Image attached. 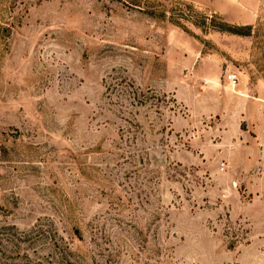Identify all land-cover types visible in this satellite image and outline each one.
Masks as SVG:
<instances>
[{
  "label": "rangeland",
  "instance_id": "1",
  "mask_svg": "<svg viewBox=\"0 0 264 264\" xmlns=\"http://www.w3.org/2000/svg\"><path fill=\"white\" fill-rule=\"evenodd\" d=\"M237 1L255 26L0 0V264H264V0Z\"/></svg>",
  "mask_w": 264,
  "mask_h": 264
},
{
  "label": "crops",
  "instance_id": "2",
  "mask_svg": "<svg viewBox=\"0 0 264 264\" xmlns=\"http://www.w3.org/2000/svg\"><path fill=\"white\" fill-rule=\"evenodd\" d=\"M201 5L209 6L212 11L226 18L233 24L242 26H255L258 16L252 10L238 8L237 0H191Z\"/></svg>",
  "mask_w": 264,
  "mask_h": 264
},
{
  "label": "trees",
  "instance_id": "3",
  "mask_svg": "<svg viewBox=\"0 0 264 264\" xmlns=\"http://www.w3.org/2000/svg\"><path fill=\"white\" fill-rule=\"evenodd\" d=\"M209 25H214V28H217V30L226 32L232 35H237V36H251L252 33V28L251 27H240V26H232L229 24H223L221 26L215 27V24H209Z\"/></svg>",
  "mask_w": 264,
  "mask_h": 264
},
{
  "label": "built area",
  "instance_id": "4",
  "mask_svg": "<svg viewBox=\"0 0 264 264\" xmlns=\"http://www.w3.org/2000/svg\"><path fill=\"white\" fill-rule=\"evenodd\" d=\"M226 79L229 85L233 88H236L239 85V78L235 74L228 75Z\"/></svg>",
  "mask_w": 264,
  "mask_h": 264
}]
</instances>
